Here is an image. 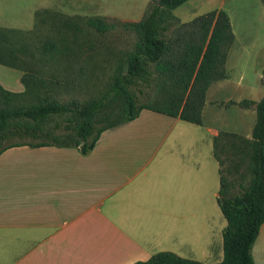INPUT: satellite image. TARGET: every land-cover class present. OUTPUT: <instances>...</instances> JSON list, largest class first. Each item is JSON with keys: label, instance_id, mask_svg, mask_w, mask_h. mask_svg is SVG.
<instances>
[{"label": "crops", "instance_id": "crops-1", "mask_svg": "<svg viewBox=\"0 0 264 264\" xmlns=\"http://www.w3.org/2000/svg\"><path fill=\"white\" fill-rule=\"evenodd\" d=\"M21 76L0 65L5 90L23 92ZM215 109L205 95L200 125L143 109L104 131L86 155L55 146L5 150L0 264H135L161 252L219 263L226 221L213 142L225 131ZM251 255L264 264V223Z\"/></svg>", "mask_w": 264, "mask_h": 264}, {"label": "trees", "instance_id": "trees-1", "mask_svg": "<svg viewBox=\"0 0 264 264\" xmlns=\"http://www.w3.org/2000/svg\"><path fill=\"white\" fill-rule=\"evenodd\" d=\"M187 1L149 0L138 22H118L102 17L86 19L85 24L100 35L122 28L131 38L130 50L117 68L110 88L100 97L61 101L42 94L35 104L22 106L15 103L19 93L0 86V155L9 148L23 145L75 148L86 155L104 131L134 120L143 109L200 125L208 88L226 78L225 62L233 34L229 18L222 10L181 24L171 12ZM262 3L264 6V0ZM49 48L55 47L53 44L45 46ZM1 51L8 54V59L0 56V65L21 71L20 81L26 90V72L15 64L16 59L12 62L13 50L2 48ZM261 79L264 87V66ZM30 82L36 89L43 86L39 77H30ZM153 82L166 96L138 106L131 88L139 83L150 86ZM110 94L119 95L123 100L114 119L102 117ZM231 104L234 103H226ZM238 105L253 108L256 120L250 140L221 131L213 142L214 156L219 164L216 201L226 221L222 231L223 258L216 264H254L251 248L264 223V93L258 102L245 99ZM24 137L33 141H15ZM233 139L243 141L249 148L246 184L230 180L222 172L219 147L230 142L233 151L239 149ZM135 264L200 263L161 252Z\"/></svg>", "mask_w": 264, "mask_h": 264}, {"label": "rangeland", "instance_id": "rangeland-1", "mask_svg": "<svg viewBox=\"0 0 264 264\" xmlns=\"http://www.w3.org/2000/svg\"><path fill=\"white\" fill-rule=\"evenodd\" d=\"M148 1L0 0V50L12 49V62L16 59L15 64L26 72L27 89L19 93L15 103L33 105L42 94L66 101L106 93L131 48L130 34L117 28L100 35L85 21L102 17L138 22ZM214 10L227 14L233 42L225 62L226 78L210 85L206 100L211 108H217L213 116L225 132L250 140L255 111L238 103L245 99L258 102L264 93V6L262 0H188L171 13L184 24ZM49 44L55 48L45 49ZM7 55L2 52L0 56L8 59ZM32 76L42 79L43 86L33 88ZM131 89L138 106L166 96L154 82L150 86L139 83ZM228 101L234 104L226 105ZM122 103L119 95L110 94L102 117L114 119ZM15 141L33 140L24 137ZM232 141L238 143L239 149L233 151L230 142L219 147L222 172L230 180L246 184L249 148L239 139Z\"/></svg>", "mask_w": 264, "mask_h": 264}]
</instances>
